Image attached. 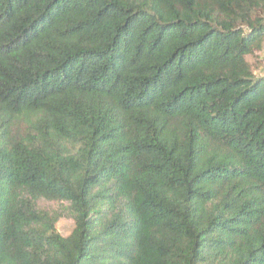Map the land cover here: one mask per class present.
Here are the masks:
<instances>
[{
  "label": "trees",
  "instance_id": "1",
  "mask_svg": "<svg viewBox=\"0 0 264 264\" xmlns=\"http://www.w3.org/2000/svg\"><path fill=\"white\" fill-rule=\"evenodd\" d=\"M263 43L264 0H0V264H264Z\"/></svg>",
  "mask_w": 264,
  "mask_h": 264
},
{
  "label": "rangeland",
  "instance_id": "2",
  "mask_svg": "<svg viewBox=\"0 0 264 264\" xmlns=\"http://www.w3.org/2000/svg\"><path fill=\"white\" fill-rule=\"evenodd\" d=\"M247 60L252 64L253 69L258 75L264 74V43L261 49L254 51L247 56ZM56 207L58 205L53 204ZM52 205V206H53ZM74 227V222L71 218H63L57 224L58 231L64 236L68 235Z\"/></svg>",
  "mask_w": 264,
  "mask_h": 264
}]
</instances>
